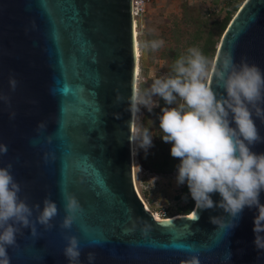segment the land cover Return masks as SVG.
Segmentation results:
<instances>
[{
	"label": "water",
	"instance_id": "95a60500",
	"mask_svg": "<svg viewBox=\"0 0 264 264\" xmlns=\"http://www.w3.org/2000/svg\"><path fill=\"white\" fill-rule=\"evenodd\" d=\"M131 5L0 0V145L7 147L0 167L12 165L19 195L30 207L42 208L47 197L58 209L50 229L36 223L35 236L21 229L7 248L10 264H68L65 235L77 238L81 264H89L90 252L92 264H183L193 255L200 264H264V250L253 243L255 207H245L231 227L223 209L195 204L189 213L157 218L140 195L135 112L127 102L139 68ZM228 52L237 63L244 58L264 71V0L239 5L217 44L216 66ZM209 83L223 92L214 70ZM117 93L125 98L119 103ZM253 119L264 137V122ZM251 150L264 153V141ZM61 188L81 206L68 229L60 227ZM210 195L214 202L221 199ZM36 215L33 209L34 222ZM126 227L133 230L125 233Z\"/></svg>",
	"mask_w": 264,
	"mask_h": 264
},
{
	"label": "clouds",
	"instance_id": "9594fccd",
	"mask_svg": "<svg viewBox=\"0 0 264 264\" xmlns=\"http://www.w3.org/2000/svg\"><path fill=\"white\" fill-rule=\"evenodd\" d=\"M163 44V40L144 41L141 48L155 51ZM213 70L222 93L210 86ZM151 81L143 90L139 86L133 89L127 101L129 111H139L143 106L151 112L153 107H160L161 139L170 144L171 156L178 159L176 184L187 186L195 208L223 209L231 218V227L245 207H255L253 243L264 250V203L260 202L264 153L251 150L264 141L253 119L255 116L264 122V71L244 58L237 63L231 52L225 53L216 66L198 47H190L175 60L170 74L157 77L153 73ZM10 86L15 90V79H10ZM153 97L162 99L166 106L161 107ZM124 99L117 93L116 103ZM139 138V148L147 152L152 147V136L145 129ZM6 153L7 147L0 145V154ZM11 169L10 163L0 167V264H10L7 248L15 245L21 229L28 228L35 236L36 223L50 229L58 214L56 203L47 197L42 208L39 204L30 207L19 195L21 186ZM212 193H218L221 199L214 202ZM61 197L65 215L60 227L68 229L81 206L75 195L64 188ZM33 209L37 210L35 222ZM210 220L216 224L214 217ZM133 228L123 231L128 233ZM64 239L62 251L68 264H81L77 238L65 235ZM94 259V253L87 254L89 264ZM183 264H200V260L193 255Z\"/></svg>",
	"mask_w": 264,
	"mask_h": 264
},
{
	"label": "rangeland",
	"instance_id": "374dc122",
	"mask_svg": "<svg viewBox=\"0 0 264 264\" xmlns=\"http://www.w3.org/2000/svg\"><path fill=\"white\" fill-rule=\"evenodd\" d=\"M186 1L191 7L198 8L204 15L207 11L219 13L221 16L227 11L235 13L236 0H150L147 6V15L143 26L137 28V40L139 51V68L137 74V86L142 90L150 86L152 74L163 76L167 71L166 59L162 54L166 49L174 45L173 34L181 33L185 27L182 17V3ZM229 2V4H227ZM235 10V11H234ZM233 13V14H234ZM163 40L161 48L152 51L144 50L141 44L144 41ZM156 101V97H153ZM142 106L135 112L133 145H134V177L136 186L146 206L161 217L173 216L177 208L184 206L192 200L186 185H177L175 181L176 169L170 174H156L144 169L136 155V148L140 137V116ZM149 134L154 140L153 132Z\"/></svg>",
	"mask_w": 264,
	"mask_h": 264
},
{
	"label": "trees",
	"instance_id": "16d2710c",
	"mask_svg": "<svg viewBox=\"0 0 264 264\" xmlns=\"http://www.w3.org/2000/svg\"><path fill=\"white\" fill-rule=\"evenodd\" d=\"M243 0H236L234 9L237 10ZM229 4V2L227 3ZM234 10V11H235ZM232 11H227L221 16L219 13L207 11L204 15L198 8L191 7L186 1L182 3V19L185 27L181 33L176 31L173 34L174 45L169 46L162 54V58L168 61L166 74L172 72V66L176 59L187 53L190 47H198L203 54L213 61L216 52L217 44L220 37L226 28L229 20L233 16ZM156 101L161 107L166 106L164 101L156 97ZM177 99L176 103H179ZM172 106H175L172 105ZM160 107H153L151 112L147 111L142 106V114L140 116V134L147 129L148 132H153L154 140L152 147L147 152L139 148L140 140L136 148V155L140 165L156 174H170L176 169L178 159L173 158L170 154V144L165 143L161 139L163 134L159 129L158 116ZM140 139V138H139ZM194 201L191 200L184 206L177 208V213H189L193 208Z\"/></svg>",
	"mask_w": 264,
	"mask_h": 264
},
{
	"label": "built area",
	"instance_id": "2783aa9c",
	"mask_svg": "<svg viewBox=\"0 0 264 264\" xmlns=\"http://www.w3.org/2000/svg\"><path fill=\"white\" fill-rule=\"evenodd\" d=\"M132 1V17L135 23V27L141 28L143 26L144 19L147 15V6L150 0H131Z\"/></svg>",
	"mask_w": 264,
	"mask_h": 264
},
{
	"label": "bare ground",
	"instance_id": "6f19581e",
	"mask_svg": "<svg viewBox=\"0 0 264 264\" xmlns=\"http://www.w3.org/2000/svg\"><path fill=\"white\" fill-rule=\"evenodd\" d=\"M134 26H135V23H134ZM135 34H137V29H136V27H135ZM137 46H138V44H136ZM138 53L137 54H139V51H137ZM137 74H138V70H137ZM155 216L157 217V218H161V216H159L158 214H155ZM167 218V217H166Z\"/></svg>",
	"mask_w": 264,
	"mask_h": 264
},
{
	"label": "snow or ice",
	"instance_id": "6c2138e0",
	"mask_svg": "<svg viewBox=\"0 0 264 264\" xmlns=\"http://www.w3.org/2000/svg\"><path fill=\"white\" fill-rule=\"evenodd\" d=\"M196 217V213L193 212L192 216H190V219H194Z\"/></svg>",
	"mask_w": 264,
	"mask_h": 264
}]
</instances>
